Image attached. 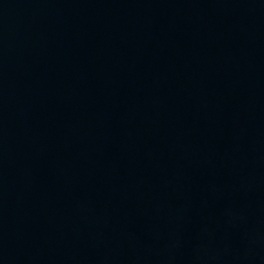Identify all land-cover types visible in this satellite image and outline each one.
Here are the masks:
<instances>
[{"label": "water", "instance_id": "1", "mask_svg": "<svg viewBox=\"0 0 264 264\" xmlns=\"http://www.w3.org/2000/svg\"><path fill=\"white\" fill-rule=\"evenodd\" d=\"M138 264H264V0H153Z\"/></svg>", "mask_w": 264, "mask_h": 264}]
</instances>
